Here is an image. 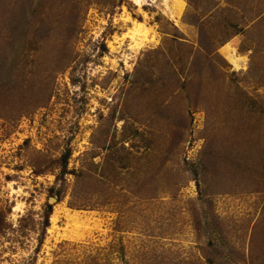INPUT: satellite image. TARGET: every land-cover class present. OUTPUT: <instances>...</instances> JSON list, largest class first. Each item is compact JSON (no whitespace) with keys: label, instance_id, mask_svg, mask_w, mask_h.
Instances as JSON below:
<instances>
[{"label":"rangeland","instance_id":"1","mask_svg":"<svg viewBox=\"0 0 264 264\" xmlns=\"http://www.w3.org/2000/svg\"><path fill=\"white\" fill-rule=\"evenodd\" d=\"M28 1L0 4V69L17 66L0 264H264V0L58 2L46 37L30 13L35 36L10 28ZM250 103L249 148L234 126Z\"/></svg>","mask_w":264,"mask_h":264},{"label":"trees","instance_id":"2","mask_svg":"<svg viewBox=\"0 0 264 264\" xmlns=\"http://www.w3.org/2000/svg\"><path fill=\"white\" fill-rule=\"evenodd\" d=\"M3 1H7V0H0V4L3 2ZM15 1H17V0H8V4H9V2L12 4V2H15ZM34 0H29L28 2H29V7L31 6V2H33ZM70 0H37V5L32 9V10H28V9H26V8H23V6L21 7V9L20 10H17L14 14H13V19L11 20L12 22V25L10 26V28L14 31V32H16V33H18V32H21V31H23L24 33H27L29 36H35L36 34H37V29H35V30H33L32 28L29 30L28 29V24H29V21H28V19H27V17H29V13L31 14V16H32V18L33 19H35V24H40V26H41V29H46L45 31H46V35H45V37L47 36V34H48V31L49 30H51L52 28H53V26H52V23H50V22H48V20H49V15H50V13H49V11H48V8L50 7V5H52V4H54V3H58V2H69ZM82 0H77V2H76V4H80V2H81ZM83 1H85V0H83ZM25 4H27L26 2H25ZM86 5H87V2H86ZM27 6V5H26ZM27 13H28V15H27ZM76 16H78L79 17V14H77ZM236 16L238 17V15H233L232 14V17L234 18V19H236ZM263 21H264V14H262V12H260V13H258L257 15H255L253 18H250V25L251 26H255L256 28L255 29H253V31H255V30H257L258 32L260 31V28H259V26L263 23ZM233 22V21H232ZM234 26L238 29V30H240L239 29V25H238V23H234ZM74 30H75V27L74 26H69V29H68V32H69V34H71V33H74ZM252 33H254V32H252ZM14 36V34L11 36V37H6V39H3L2 38V40H5L4 42L6 43V45H10V42H13L12 41V37ZM51 37V36H50ZM206 37V36H205ZM31 38H33V40L35 39L34 37H31ZM45 39V38H44ZM43 39V40H44ZM207 39H209V37L207 38ZM2 42L3 41H0V45L2 44ZM224 44V43H223ZM258 46H260V39L258 40ZM4 46V45H3ZM8 46H6V48H7ZM257 47H253V50L254 49H256ZM2 49L3 50H5V48L4 47H1L0 46V52H2ZM29 51H33V50H37V48L36 47H34L33 46V44L31 43L30 44V46H29V49H28ZM27 50V51H28ZM7 57H6V55L3 53V54H1L0 55V63L2 64V65H4V60L6 59ZM15 67L17 68V66H16V64H15V66L14 67H12L11 69H9L8 71H2L1 69H0V88L1 87H4L5 85L4 84H1V83H5V81H3L4 79H6V76H7V72H12L14 69H15ZM3 69H4V67H3ZM1 73H3V75H4V77L1 75ZM2 81V82H1ZM1 96H2V94L0 93V98H1ZM249 105H251V106H249V107H246L247 108V110H246V112H244V113H241L240 114V117H239V119L237 120V122H236V125L234 126V133L236 134V136H238V135H240L241 134V132H242V129H240L241 127L243 128V127H245V126H243V124L244 125H248L247 127H245L246 128V130H247V134H246V136H244L243 137V143L244 144H247V145H249V140H248V136H249V130L251 129V127L249 126V124H248V118H249V115L251 114V112H252V110H251V108L250 107H254L255 106V103H250ZM245 106H247V104L246 103H244V104H242V107H245ZM247 115V118L244 116V115ZM254 124V123H253ZM255 147V146H254ZM249 148H250V145H249ZM257 148V147H256ZM247 149V148H246ZM257 149H259V154H264V144H260L259 143V148H257ZM116 153V152H115ZM70 157H71V151L69 150V151H66V152H64L63 154H62V156H61V158H60V164H61V175H62V177L64 176V175H66V174H68L69 173V170H68V161H69V159H70ZM257 166H255V168H256ZM196 169H198V170H202V172L203 173H205L206 175L207 174H213L212 173V171H211V169H210V164H207V165H202V164H198L196 167H195ZM207 169V170H206ZM254 169V168H253ZM199 172V171H198ZM219 179V178H218ZM196 182L198 181V179L196 178V179H194ZM220 185H221V183H220ZM52 212H53V207H52V205H48V207L45 209V215H44V231H45V229L49 226V218H50V216H51V214H52ZM210 262L211 263H213V260H210Z\"/></svg>","mask_w":264,"mask_h":264},{"label":"water","instance_id":"3","mask_svg":"<svg viewBox=\"0 0 264 264\" xmlns=\"http://www.w3.org/2000/svg\"><path fill=\"white\" fill-rule=\"evenodd\" d=\"M52 201H56L54 198H52Z\"/></svg>","mask_w":264,"mask_h":264}]
</instances>
